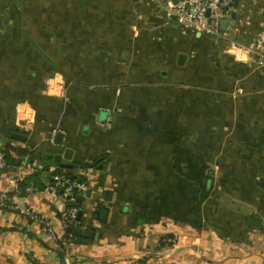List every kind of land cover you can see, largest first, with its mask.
I'll list each match as a JSON object with an SVG mask.
<instances>
[{
	"label": "crops",
	"instance_id": "crops-1",
	"mask_svg": "<svg viewBox=\"0 0 264 264\" xmlns=\"http://www.w3.org/2000/svg\"><path fill=\"white\" fill-rule=\"evenodd\" d=\"M166 3L0 0V264H264V0L220 35Z\"/></svg>",
	"mask_w": 264,
	"mask_h": 264
},
{
	"label": "built area",
	"instance_id": "built-area-1",
	"mask_svg": "<svg viewBox=\"0 0 264 264\" xmlns=\"http://www.w3.org/2000/svg\"><path fill=\"white\" fill-rule=\"evenodd\" d=\"M166 9L168 14L174 17L182 25L197 30L202 33L211 35H220L223 32L221 21L224 19L232 20L237 11L239 0H167ZM259 64L264 65V54L259 55ZM8 166L6 154L0 151V169ZM51 179L54 183L48 186L51 193L59 194L63 197L64 201L76 202L77 195L74 193V188H79L84 191L87 185L82 182L73 181L67 184L66 176L63 174H53ZM65 188L63 193L59 190ZM6 195L0 196V206H8ZM78 208L70 206L64 214L65 228L76 221ZM33 218L43 223L44 228L53 234L51 224L45 222L43 219L37 218L38 216L32 215ZM71 238V239H70ZM73 235L69 238H64V244H69L72 241ZM131 264H147V262L135 261Z\"/></svg>",
	"mask_w": 264,
	"mask_h": 264
},
{
	"label": "water",
	"instance_id": "water-1",
	"mask_svg": "<svg viewBox=\"0 0 264 264\" xmlns=\"http://www.w3.org/2000/svg\"><path fill=\"white\" fill-rule=\"evenodd\" d=\"M175 2H177V0H175ZM234 16H235V15H234ZM234 16H233V17H234ZM176 23H179V22L177 21ZM228 24H229V20H228V19H224V20L221 21V26H222L223 29H226L227 26H228ZM13 136H15L16 138L25 139V136H23V135H21V134H19V133H17V132L14 133ZM61 137H62L61 134H57V139H58V140H56V142H58V143H62V140L60 139ZM50 157H51V159L53 158L52 156H50ZM58 165H59L61 168H74V167H75V165H72V164L58 163ZM87 196L90 197L91 194L88 193ZM87 203H90V200H89V199H87L86 204H87ZM68 204H69V206H74V207L79 208L77 219H78V220H81L82 215H83V211H84V209L86 208V204H81V203H76V202H69ZM76 232H77L78 234L85 235V236H89V233H90L92 236L94 235V232H93V231L86 230V229H83V228H76ZM91 235H90V236H91Z\"/></svg>",
	"mask_w": 264,
	"mask_h": 264
},
{
	"label": "trees",
	"instance_id": "trees-1",
	"mask_svg": "<svg viewBox=\"0 0 264 264\" xmlns=\"http://www.w3.org/2000/svg\"><path fill=\"white\" fill-rule=\"evenodd\" d=\"M6 154V153H5ZM6 159H7V162L8 161H11L10 160V158H9V156H8V154H6ZM62 170L63 169H60V170H58V171H54V174H61V172H62ZM66 176V180H67V184H70V183H72L73 181H77V182H82V183H85V184H88V182H87V180H85L84 178H77L76 176H74V175H72V174H67V175H65ZM50 179V182L51 183H54V180L53 179H51V178H49ZM20 187V186H19ZM65 191V188H61L60 190H59V192L60 193H63ZM74 193L77 195V197H78V203L79 202H81L80 200H81V197L83 196V191L82 190H80L79 188H74ZM75 229H76V224H75V222L73 223V224H71V225H69L68 227H67V236L65 237L66 239L67 238H69V235L71 234V235H73V237H74V235H75ZM71 239V238H70Z\"/></svg>",
	"mask_w": 264,
	"mask_h": 264
},
{
	"label": "rangeland",
	"instance_id": "rangeland-1",
	"mask_svg": "<svg viewBox=\"0 0 264 264\" xmlns=\"http://www.w3.org/2000/svg\"><path fill=\"white\" fill-rule=\"evenodd\" d=\"M64 240V237L63 238H61V240L60 241H63Z\"/></svg>",
	"mask_w": 264,
	"mask_h": 264
}]
</instances>
